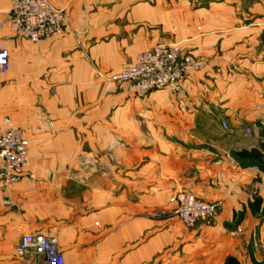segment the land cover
Instances as JSON below:
<instances>
[{"label":"crops","instance_id":"crops-1","mask_svg":"<svg viewBox=\"0 0 264 264\" xmlns=\"http://www.w3.org/2000/svg\"><path fill=\"white\" fill-rule=\"evenodd\" d=\"M50 1L63 31L33 43L0 0V128L12 120L30 161L0 181V264H28L13 248L38 233L64 264H264V0ZM172 44L206 62L177 94L98 79ZM181 191L221 202L217 224L171 217Z\"/></svg>","mask_w":264,"mask_h":264},{"label":"built area","instance_id":"built-area-1","mask_svg":"<svg viewBox=\"0 0 264 264\" xmlns=\"http://www.w3.org/2000/svg\"><path fill=\"white\" fill-rule=\"evenodd\" d=\"M9 1L11 13L7 24L16 38L37 43L62 33L65 12L50 0ZM205 67V61L182 54L175 44L157 45L138 54L133 63H123L116 75L106 77L98 73V79L116 86L126 85L135 98H144L155 91L179 93L188 77ZM8 68L9 53L0 42V73ZM221 127L229 131L226 122L222 121ZM29 167L28 141L7 117L0 128V181L5 185L16 184ZM172 202L175 207L169 215L179 219L187 229H194L200 223L215 226L222 210L221 202H205L185 191L176 193ZM4 204L9 205L10 201ZM13 252L16 259L27 260L28 264H64L57 239L40 233L22 235Z\"/></svg>","mask_w":264,"mask_h":264},{"label":"trees","instance_id":"trees-1","mask_svg":"<svg viewBox=\"0 0 264 264\" xmlns=\"http://www.w3.org/2000/svg\"><path fill=\"white\" fill-rule=\"evenodd\" d=\"M251 153H247L248 156H250ZM243 155H246V153H244ZM225 264H238L234 259L229 258L226 260Z\"/></svg>","mask_w":264,"mask_h":264},{"label":"rangeland","instance_id":"rangeland-1","mask_svg":"<svg viewBox=\"0 0 264 264\" xmlns=\"http://www.w3.org/2000/svg\"><path fill=\"white\" fill-rule=\"evenodd\" d=\"M228 126V125H227ZM157 218V217H156ZM175 218V217H174ZM175 219H177V218H175ZM177 220H179V219H177ZM187 229V228H186Z\"/></svg>","mask_w":264,"mask_h":264}]
</instances>
